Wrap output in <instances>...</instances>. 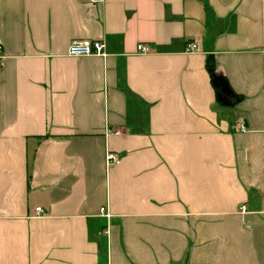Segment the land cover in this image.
I'll return each instance as SVG.
<instances>
[{
	"label": "crops",
	"instance_id": "0c3cea01",
	"mask_svg": "<svg viewBox=\"0 0 264 264\" xmlns=\"http://www.w3.org/2000/svg\"><path fill=\"white\" fill-rule=\"evenodd\" d=\"M0 45V264H264V0H0Z\"/></svg>",
	"mask_w": 264,
	"mask_h": 264
},
{
	"label": "built area",
	"instance_id": "2783aa9c",
	"mask_svg": "<svg viewBox=\"0 0 264 264\" xmlns=\"http://www.w3.org/2000/svg\"><path fill=\"white\" fill-rule=\"evenodd\" d=\"M196 50L195 44H188L186 47L187 52H193ZM136 52L138 54L146 55L150 53V48L146 44H138L136 46ZM67 56L71 58H85V57H98L101 59H106L108 54L106 52V45L103 41H92L86 39H73L67 48ZM3 59V49L0 45V65ZM246 127L243 123L239 124L238 131L246 132ZM117 134V133H115ZM106 166L111 167L114 165H118L120 160L115 153L108 152L106 154ZM36 214H42L43 211L41 209L35 210ZM240 214H246V207L241 206L239 208ZM100 214L107 220L110 219L109 213L105 209H100Z\"/></svg>",
	"mask_w": 264,
	"mask_h": 264
},
{
	"label": "trees",
	"instance_id": "16d2710c",
	"mask_svg": "<svg viewBox=\"0 0 264 264\" xmlns=\"http://www.w3.org/2000/svg\"><path fill=\"white\" fill-rule=\"evenodd\" d=\"M212 68H213L212 64L211 63L208 64V72H209L210 76L213 75V69Z\"/></svg>",
	"mask_w": 264,
	"mask_h": 264
}]
</instances>
